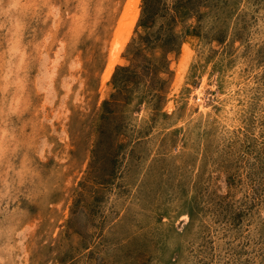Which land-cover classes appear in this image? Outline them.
Returning <instances> with one entry per match:
<instances>
[{"label":"rangeland","instance_id":"rangeland-1","mask_svg":"<svg viewBox=\"0 0 264 264\" xmlns=\"http://www.w3.org/2000/svg\"><path fill=\"white\" fill-rule=\"evenodd\" d=\"M0 264H264V0H0Z\"/></svg>","mask_w":264,"mask_h":264},{"label":"bare ground","instance_id":"bare-ground-1","mask_svg":"<svg viewBox=\"0 0 264 264\" xmlns=\"http://www.w3.org/2000/svg\"><path fill=\"white\" fill-rule=\"evenodd\" d=\"M131 11V10H130ZM130 13V12H129ZM116 60H117V56L116 55H113V57L110 59V62H109V67L107 68V73H106V76H110L111 72H112V69L116 63Z\"/></svg>","mask_w":264,"mask_h":264},{"label":"trees","instance_id":"trees-1","mask_svg":"<svg viewBox=\"0 0 264 264\" xmlns=\"http://www.w3.org/2000/svg\"><path fill=\"white\" fill-rule=\"evenodd\" d=\"M146 38V37H145ZM124 69V68H123Z\"/></svg>","mask_w":264,"mask_h":264}]
</instances>
